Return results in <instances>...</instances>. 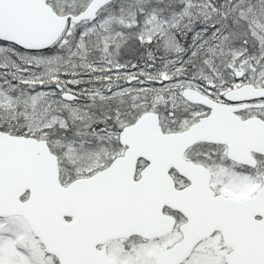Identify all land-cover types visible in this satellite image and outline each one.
<instances>
[{
  "label": "snow or ice",
  "instance_id": "1",
  "mask_svg": "<svg viewBox=\"0 0 264 264\" xmlns=\"http://www.w3.org/2000/svg\"><path fill=\"white\" fill-rule=\"evenodd\" d=\"M0 264H264V0H0Z\"/></svg>",
  "mask_w": 264,
  "mask_h": 264
}]
</instances>
